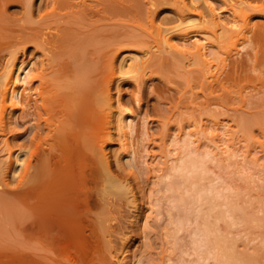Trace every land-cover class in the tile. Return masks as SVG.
I'll return each mask as SVG.
<instances>
[{
  "label": "bare ground",
  "instance_id": "bare-ground-1",
  "mask_svg": "<svg viewBox=\"0 0 264 264\" xmlns=\"http://www.w3.org/2000/svg\"><path fill=\"white\" fill-rule=\"evenodd\" d=\"M26 1L28 19L38 25L17 22L20 28L14 29L19 34L33 30L41 56L29 55L23 45L9 52L0 70V231L13 237L17 230L31 242L34 234L54 230V215L52 219L66 220L69 211L80 213L76 204L87 202L83 189L88 188L82 167L95 163L81 157L97 155L104 191L126 199L149 237L160 234L159 246L148 243L160 261L132 264H264V123L261 138L255 139L248 118L237 115L264 86V22L258 21L264 19V0H143L144 20L130 14L142 0H47L39 20L37 0ZM114 8L129 11L111 14ZM71 21L91 26L90 35L98 37L96 30H113L114 35L102 84L94 97L78 101L56 90L50 78ZM167 60L196 71L204 100L191 84L181 89L167 79L180 88L179 101L155 133L149 117L138 113L141 87L154 75L155 65ZM235 74L248 81L236 91L241 103L226 107L213 94L226 92ZM126 86L137 90L130 100L124 97ZM221 104L226 111L182 116L181 107L193 113ZM26 111L43 118L48 136L34 133L30 143L18 142ZM67 155L79 159L71 162ZM74 165L78 169L70 176ZM144 181L151 184L150 194ZM9 196L19 198L17 213L35 216L29 226L10 219L9 202L4 203L11 201ZM116 218L109 216L102 225L110 237L111 257L117 256L112 239ZM75 221L71 218L67 225ZM154 223L159 229L154 230ZM119 238L129 253L133 238ZM44 255L21 252L16 261L0 254V264H63Z\"/></svg>",
  "mask_w": 264,
  "mask_h": 264
},
{
  "label": "rangeland",
  "instance_id": "rangeland-1",
  "mask_svg": "<svg viewBox=\"0 0 264 264\" xmlns=\"http://www.w3.org/2000/svg\"><path fill=\"white\" fill-rule=\"evenodd\" d=\"M26 4V0H0V70L2 69L1 67H3V63L9 56V52L16 48H21L23 45H25L24 51L29 55H36V57L37 55L38 57L41 56V51L38 50L39 47L36 46V43L33 40L36 38L33 30L28 31L27 33L19 34L20 31H16L14 29L20 28V26L14 25V23L17 22L26 23L31 26L38 25L36 22L33 23L31 20L29 21L26 11ZM46 4L47 0H37V12L35 13V20H39L40 15L46 11ZM127 4L130 5V3ZM137 6H131L132 13L130 14H138V17H140L141 20V18L146 14V12L143 13L142 9L147 5L144 2L140 4L138 3ZM4 7L7 8V12L5 13L2 11ZM128 11V8H114L113 10H109L111 14H127ZM5 16H7V18ZM122 16L126 18L124 15ZM20 17L23 19H20ZM115 17H117V15H115ZM258 21L263 23L264 19H258ZM66 25L68 27L64 31V40L59 44V48L56 49V57L53 60L54 72L50 75V78H52L51 82L53 83L55 89L61 94L65 95L67 98L73 95L74 97L72 101L82 100L87 97H94L96 95L95 90L99 89V85L102 84L105 77L106 60L110 53L109 50L113 47L112 36L114 35L111 34L113 30H96L99 34L97 37L96 35H90V32L93 30L90 29L91 26H86V23L82 24L80 21H71L67 22ZM260 42H262V46L264 47V36ZM260 66L262 69H264V64H261ZM244 74L245 72L242 73V75ZM198 76L199 75L196 73V71L189 72L187 69L180 67L174 61L167 60L155 65L154 75L147 78L141 87L140 95H142L143 108L141 112L139 111L140 109H138L139 112L137 111L139 114L141 113L140 117L143 119L145 118L143 116L149 117L150 121L152 122L151 125L154 127L153 131L155 133H157L161 128L160 126H162L161 119L163 117L167 118L171 116L173 112H171L172 104H177V101H179L180 92H177V90L180 89L179 87L182 89L188 87V84H191L194 87V91L198 92L200 97L202 96L200 99L204 100ZM234 77L235 78L229 82L228 90L226 92H224L225 90H217L213 94L214 99L216 101H220L219 103H224L226 107L227 105H229L228 107H233L235 105L237 106L241 103V98L237 92L240 86L247 83L248 81V79L246 80L237 74H235ZM167 79L171 80L170 82L172 83L174 81L173 84L179 87L177 88L170 82L169 85L167 83ZM128 86L131 87L132 85ZM134 87L135 86H132V88ZM132 88H128L127 86L125 87V89L128 90H126L127 93L124 94L126 100H130L133 93H136L135 91L137 90L133 91ZM183 90L185 91V89ZM126 91L124 90V93ZM81 92L83 94H81ZM254 93L255 95L249 98L248 107H246L244 110H239L237 115L238 117L243 116L244 118L245 116V118H248L247 121L249 127L250 125H253L252 128L254 129V134L256 135L255 139H257L261 138L260 134L258 133L261 129L259 126L263 125L264 123V86L259 93L258 91ZM222 104L211 106L204 105L202 108L196 110L193 113L192 109H184V107H181V109L184 110V113L182 112V116H188L191 114L204 116L206 112L220 113L226 111L225 109L227 108L222 106ZM34 110L37 111L35 108ZM178 113L180 114L181 112L179 111ZM24 115L25 118L19 123V131H23V134L20 132L21 137L18 139V142L30 143L31 137L34 133L38 135L37 138L48 136V129L43 123V118L39 119L36 114L33 115L29 111L24 112ZM142 118L141 120L139 119V123L143 121ZM253 121L257 123L254 124ZM37 122H40V125H38L39 127H37ZM24 132L26 135H24ZM113 146H115V148L117 147V145ZM110 147L109 150L111 149ZM67 156L69 158L68 160L71 162L76 161L77 158L79 159L78 155ZM85 158H88L89 162L94 161L95 163L92 162V164L82 167L87 175L86 183L88 188L83 189V191L87 192V202L82 201L76 204L80 209V213L74 214V211H69V217L66 216L67 219L64 217L66 220L58 219V217H55L57 219H52L55 215L52 217L50 213V216L52 217L50 219L52 220L50 221V224L54 230L50 231L46 235L43 234L44 232L34 234L35 238L31 242L22 240V236L17 230H12L13 237L8 236L9 233L6 234L3 230H1L0 232H4L5 234L0 233V254H10L13 256L14 260L20 261L21 252H27V254H32L35 252L42 253V255L47 253V255L50 257L52 256V258L63 264H123V262L124 264H132L133 260L135 261L138 259H141V261L144 263L147 261H160V258L151 252V245L159 246L160 234L154 232V234H149V237L145 228V224L143 222L140 223V225L136 223V216H134L136 214L135 209L129 208V206H127L128 204L125 201L126 199H119L117 195L116 197L113 196V194H107L104 191V186L102 184L103 182H101L102 177H100L101 172L98 170L96 164V161H98V156L84 155V157H81V160L84 161ZM53 162H55V160H53ZM76 169H78L76 165L72 166L71 170L68 172L69 175L71 176V173ZM145 182L147 181L142 182L144 187L146 186L145 191H148L147 193L150 194L151 191L149 190L151 189V184L146 183L145 185ZM71 185L75 186V183L73 182ZM257 191H259V189ZM257 191L255 190V192ZM260 191L262 194L261 189ZM256 194L259 193H255L254 195ZM10 199L11 201L8 200L7 202H5L6 199L4 200V203L6 204L9 202V209L11 210L7 214L12 213L11 215H13L10 216V219L12 217V220H16L19 226H29L31 221H33L32 218L35 216H30L31 214L28 215L27 212L23 213L22 210L21 212L23 214H21L19 211V213H17L16 210H18V206H20V204H18L19 198L16 196L14 198L13 196V198ZM85 205L87 206L84 210L83 207ZM146 205L147 204L144 205L145 209L143 211L145 216L149 211ZM112 215L117 216L116 220L114 221L115 223L113 222L114 226L112 227L114 230H112V239H114L113 244L115 245L116 249V252L114 253H117L115 254L117 255L116 257H111V254L109 253L110 246L107 241L110 237L107 233H105L106 231H104L106 226L105 229L104 226H102L103 221ZM22 218L26 219L24 223H21ZM71 218H76V221L69 226V224L67 225V221ZM106 223L108 224L109 221ZM155 225L156 224L154 223V230L155 227L157 228V225ZM0 229L3 228L0 227ZM157 229H159V226ZM120 236H129L133 238L134 245L129 253L124 251L122 248L123 244H121L122 239L119 238ZM149 242H151L150 247L148 245ZM42 247L43 249H41ZM47 255L44 256L47 257ZM122 256L123 261L121 260ZM36 257L38 259L43 258L39 255Z\"/></svg>",
  "mask_w": 264,
  "mask_h": 264
}]
</instances>
